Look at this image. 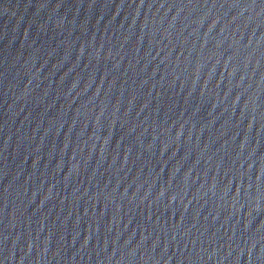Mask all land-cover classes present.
Returning <instances> with one entry per match:
<instances>
[{"label":"water","instance_id":"obj_1","mask_svg":"<svg viewBox=\"0 0 264 264\" xmlns=\"http://www.w3.org/2000/svg\"><path fill=\"white\" fill-rule=\"evenodd\" d=\"M0 264H264V0H0Z\"/></svg>","mask_w":264,"mask_h":264}]
</instances>
